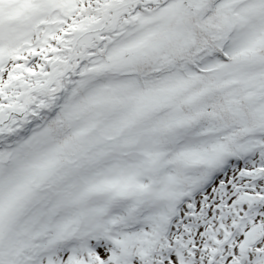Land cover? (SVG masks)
I'll return each instance as SVG.
<instances>
[{
    "label": "snow or ice",
    "instance_id": "6c2138e0",
    "mask_svg": "<svg viewBox=\"0 0 264 264\" xmlns=\"http://www.w3.org/2000/svg\"><path fill=\"white\" fill-rule=\"evenodd\" d=\"M0 264H264V0H0Z\"/></svg>",
    "mask_w": 264,
    "mask_h": 264
}]
</instances>
